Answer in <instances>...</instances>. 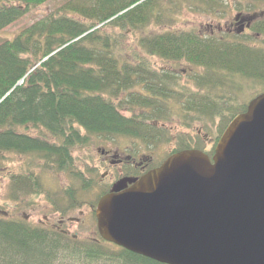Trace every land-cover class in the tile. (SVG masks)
Listing matches in <instances>:
<instances>
[{"label":"trees","instance_id":"obj_1","mask_svg":"<svg viewBox=\"0 0 264 264\" xmlns=\"http://www.w3.org/2000/svg\"><path fill=\"white\" fill-rule=\"evenodd\" d=\"M49 1L0 0V31ZM159 1L68 0L0 43V162L2 153H14L32 157L44 166L41 171L51 166L63 172L80 184L68 189L71 205L77 191L93 190L74 172L73 148L88 145L93 137L157 144V125L174 114L166 106L170 101L181 104L186 118L212 124L221 120L219 139L246 110L247 104L236 106L227 90L240 89L233 86L235 79L260 87L254 97L264 93V0H232L237 11L263 16L249 34L222 35L228 39L222 42L193 31L138 36L164 17ZM199 1L207 13L227 12L221 0ZM129 35L132 42L126 40ZM152 56L189 66L194 89L181 94L163 90L161 74L147 59ZM191 149L203 152L185 145L173 153ZM106 193L108 189L99 192L95 204ZM0 264L160 263L109 244L99 234L96 240H73L0 220Z\"/></svg>","mask_w":264,"mask_h":264},{"label":"water","instance_id":"obj_2","mask_svg":"<svg viewBox=\"0 0 264 264\" xmlns=\"http://www.w3.org/2000/svg\"><path fill=\"white\" fill-rule=\"evenodd\" d=\"M95 217L103 241L160 264H264V93L211 158L183 150L118 180Z\"/></svg>","mask_w":264,"mask_h":264},{"label":"rangeland","instance_id":"obj_3","mask_svg":"<svg viewBox=\"0 0 264 264\" xmlns=\"http://www.w3.org/2000/svg\"><path fill=\"white\" fill-rule=\"evenodd\" d=\"M68 0H51L42 6H39L37 8L32 9L29 13H27L22 19H20L18 22L14 23L11 26H8L7 28L0 31V43L4 40H11L15 37L16 34H18L21 30L29 27L31 24H33L35 21L43 18L44 16L52 13L55 11V9L59 8L61 5H63ZM221 2L224 3V6L227 8L226 13H218V14H211L207 13L206 8L203 6L202 3H200L199 0H192L191 2L189 0H173L172 3H169V0H160L159 1V8L163 11L164 17L158 24H152L149 27H147L143 32H139L137 35H152L157 33H165V32H198L201 31L202 33H209L211 31H216V27H223L225 28L224 24H229L228 22L233 21V18L235 15H237L239 12L236 11V9L233 6L234 1L232 0H221ZM264 9H260L262 12ZM260 11H244L242 12L245 17H253L258 16ZM243 34H249V32H244ZM241 34V35H243ZM128 42H132L133 38L132 36H128L126 38ZM152 64H154L155 69L160 67H166L168 64L161 62V59L158 57H148L147 58ZM176 69H189V66H187L185 63H182V67H179V63H175ZM237 86L240 89H236L233 87H229L227 90L232 93V96L235 98V104L236 106H241L242 104L249 103L250 100L254 98L255 94H258L260 92V87L254 85L251 81H244L241 79H235L233 86ZM237 90H240L238 94H234ZM202 121L196 122L195 126L196 128H201L200 125ZM221 120H216L214 124L210 123L208 126H206L207 129H203L204 132L208 133L210 137H216L218 134V131L221 127ZM163 128L165 132H167L168 135H164L167 137L168 141L163 142L162 144L155 145L154 149L156 151L146 150L147 144H144L143 142H140L139 145L142 146L141 154L150 155L153 157V160L157 159V163L162 162L171 152H173L174 149L178 147V143H180L181 139L183 137H188V131L184 128L180 123L177 121H171L167 122L165 125H163ZM18 132H26L30 135H36L37 131L33 129H18ZM99 141L93 142L88 147H85L83 149L75 150L73 151V159H74V169L75 171H79L84 173L85 177H90L89 171L97 167L99 169L97 170V177L103 174L105 168L102 166V162L99 158V154L96 151L97 147H108L106 145V142H101L100 145H98ZM94 144V145H93ZM127 145L133 147V146H140L137 143L130 144L128 140L126 139H116L112 142V145L109 146V148H117V149H124ZM193 144V142L191 143ZM198 145V144H197ZM163 155V156H162ZM160 156V157H159ZM162 156V157H161ZM2 166L5 167V169H10L13 171L14 174H17L19 172L21 173H28V172H34V173H40L43 175V181L46 182L48 185V189L51 188V193L54 194L53 201H55L58 209H62L64 206L60 202L61 200V189L66 187L67 184L65 182L66 178H69L63 174H57L55 172H51L49 170H45L41 173V170L39 167L42 166L41 163H38L37 161H34L32 157H26V156H10L9 158L5 157V160L2 163ZM1 166V167H2ZM36 167V168H35ZM1 177V174H0ZM65 178V179H64ZM120 177L118 176L117 179ZM95 185L97 178L95 177L94 180H92ZM2 183H0V210H5L8 205H11L9 201H5L3 203L2 200ZM46 187V188H47ZM107 187H94L93 190L89 193L83 194L82 197L79 198V201H83L84 204L80 206L82 211V215H80L79 211L74 210L68 212L64 218H81L82 226H76L74 225L70 230L73 235H76L79 240H94L95 238V221L94 218L91 217L89 213V206L95 207V202L98 197V193L102 190H105ZM29 201H35V204H33L32 207H28ZM4 205H6L4 207ZM21 205H25L21 209L22 213L29 214L30 212L33 213V222L37 223L39 220H43V216L46 215L47 218H50L51 216L54 217L53 220L49 221L50 224H57L58 218L62 216L60 213V216H57V213L53 212V207L51 208L46 201L44 197H34L29 198L26 197V199H22ZM97 233V231H96ZM98 237V234H97Z\"/></svg>","mask_w":264,"mask_h":264},{"label":"flooded vegetation","instance_id":"obj_4","mask_svg":"<svg viewBox=\"0 0 264 264\" xmlns=\"http://www.w3.org/2000/svg\"><path fill=\"white\" fill-rule=\"evenodd\" d=\"M237 11V10H236ZM239 13L235 15L233 18V21L228 22L229 24H224L225 28L223 27H216V31H211L209 33H202L201 31H198L197 34L200 36H204L203 39H206L208 35L211 36H218L216 39L219 41H227L228 39H225L222 37V35H241L244 32H248L251 25L259 18V16H263V13L258 16L253 17H245L242 13V11H238ZM153 57V56H152ZM161 62H164L168 64L166 67H160L159 69L156 68V72L161 74L162 76V82L164 83L165 87H162V89L169 93H186L189 89H194V86L191 85L192 83V73H194L190 68L189 69H176L175 67V61L172 60H162ZM153 68H155L154 64L150 63ZM179 67H182V63H179ZM180 105H175L174 102L170 101L166 104L167 108L174 109L173 116L165 118L163 122H160L157 126L161 129V131L158 133V141L157 144H147L146 147L147 151H156L154 149L155 145L162 144L163 142H167L168 139L164 135H168L167 132H165L163 125H165L167 122L171 121H177L182 126H184L185 129L188 131V137H183L181 139L180 143H178V147L173 150L175 152L179 148L185 145H189L190 147H196L199 146L203 152L211 153V158L214 154L215 146L218 142V138L216 140V137H210L208 133L204 132L203 129H207L206 126L210 124L207 120H203L201 122V128H196L195 123L197 122L195 120V117L190 116L188 118L184 117V112L180 110ZM192 117V118H191ZM220 138V137H219ZM116 138L114 137H108V138H91V142L84 146V147H75L71 151V157H72V163H73V169H74V159H73V151L83 149L85 147H88L95 141H99L98 145L101 144V142H106V147H97L96 151L99 154V158L102 162V166L105 168L102 175L97 177V170L99 169L97 167L92 168L89 171L90 177H85L84 173L75 171V173H78V176H81L84 181L87 182V185L90 186L92 189L94 187H107L108 192L111 191L113 185L120 179L123 178H132V179H138L142 175L146 174L147 172L159 167L163 162L157 163V159L153 160V157L150 155L141 154L142 146L139 145V140H135L132 138H127L126 140L129 141L130 144L137 143L138 146H129L127 145L124 149H117V148H109V146L112 145V142L115 141ZM141 142V141H140ZM195 145H191V143ZM198 144V145H197ZM94 145V144H93ZM171 152L168 156H171L174 154ZM177 153V152H176ZM16 154L14 153H2V159L0 162V183H2V200L3 203L5 201H9L12 203L11 205H8V207L5 210H0V220L2 221H8V222H17V223H24L28 226L37 227L44 229L46 231H55L58 233H61L62 235L66 236L67 238L73 239V240H79V238L76 235H73L71 233V228L76 226H82L81 218H64V216L70 212L77 209L79 211L80 215H82V211L80 206L84 204L83 201H79V198L82 197L83 192L77 191L78 199H74L72 201V204L69 205V198H68V189H75L80 188L79 182L69 180V178H66V174L63 172L57 171L53 167H48L46 170H49L51 172H55L57 174H63L65 175V182L67 184L66 187L62 188L61 191V200L60 202L63 204L62 209H58L55 201H53L54 194L50 191L51 188L48 189V185L46 182L43 181V175L40 173H34V172H28V173H17L14 174L13 171L10 169H5L4 166H2L3 161L6 158H9L10 156H14ZM163 156V155H162ZM161 156V157H162ZM160 157V156H159ZM168 158V157H167ZM2 166V167H1ZM41 167H44L43 165ZM36 168V167H35ZM41 170V168H40ZM43 172L45 171L42 170ZM41 171V173H42ZM28 175L29 177H32V180L29 177L21 178L22 176ZM120 177L117 179V177ZM97 178L96 184L92 181L94 178ZM39 182H37V181ZM47 187V188H46ZM73 187V188H72ZM80 190V189H79ZM44 197L45 201L51 205L50 207L53 209L54 213H57V216H60V213L62 216L58 218L57 224H50L49 221L53 220L54 217L51 216L50 218H47L46 215L43 216V220H39L37 223L33 222V213L25 214L21 212V209L25 207V205H21L22 199H26V197L34 198V197ZM33 204H35V201H29L28 207H32ZM6 205H4L5 207ZM96 206V204H95ZM34 207V206H33ZM89 213L92 218H94L95 221V229L97 231L96 227V217H95V207L89 206ZM95 231V238L97 239V234Z\"/></svg>","mask_w":264,"mask_h":264}]
</instances>
